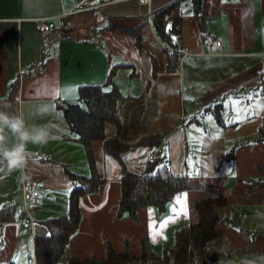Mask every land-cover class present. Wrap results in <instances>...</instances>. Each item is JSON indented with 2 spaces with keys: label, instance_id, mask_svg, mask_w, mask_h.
Returning <instances> with one entry per match:
<instances>
[{
  "label": "crops",
  "instance_id": "obj_1",
  "mask_svg": "<svg viewBox=\"0 0 264 264\" xmlns=\"http://www.w3.org/2000/svg\"><path fill=\"white\" fill-rule=\"evenodd\" d=\"M172 3H177L173 16L181 17L180 39L173 36L167 43L156 34L151 16ZM201 10L204 37L191 0H151L147 5L113 0L104 6L95 0L87 5L82 0H0V109L22 114L26 126L49 134L45 144H27L24 169L0 171L5 191L0 205H13L15 216L0 223V264L20 263L17 243L26 232L30 264H35L40 223L66 215L78 186L68 173L91 176L85 148L70 133L64 111L66 104L77 102L80 86L102 85L109 75L122 96L116 102L120 129L104 123V138L126 144L151 135L162 139L155 148L122 153V164L139 173L154 154L155 161L167 160L188 188L173 197L164 213L142 207L136 220L119 218L120 162L104 153L102 140L91 141L102 182L95 192L79 197L80 221L61 264L69 258L102 260L106 244L116 253L128 250L139 257L142 239L160 254L173 243L175 231L197 221L193 204L214 191L224 195L225 204L214 208L221 219L215 226L218 235L201 264H264V172L259 171L264 142H252L264 124V0H202ZM171 21L163 23L169 34ZM40 24L52 29L41 32ZM141 24L137 47L126 30ZM171 53L180 55L179 69L169 73L166 55ZM0 135L9 147L18 142L8 129ZM27 180L38 181L41 189L26 205L31 228L22 225ZM157 231L162 235L154 237Z\"/></svg>",
  "mask_w": 264,
  "mask_h": 264
},
{
  "label": "trees",
  "instance_id": "obj_2",
  "mask_svg": "<svg viewBox=\"0 0 264 264\" xmlns=\"http://www.w3.org/2000/svg\"><path fill=\"white\" fill-rule=\"evenodd\" d=\"M193 18L197 23L202 37L205 34L202 16V0H191ZM177 3H172L155 11L152 16L153 28L158 37L167 43L175 36L180 39L181 17L173 13ZM172 17L170 34L163 28L166 19ZM144 24V23H143ZM141 27L126 30L133 38L137 47L141 45ZM180 55L171 53L166 55V69L169 73L179 69ZM122 96L112 81L111 76L102 85H83L78 89V98L75 103L66 104L64 117L70 133L81 143L86 151L88 164L91 169L90 177H83L68 173L70 180L78 185L71 193L66 215L48 219L40 223V232L34 237V262L35 264H61L60 260L71 235L77 229L80 221L79 197L85 193L95 192L102 180L95 173L94 160L90 148L93 140L103 141L105 154L113 156L120 162V199L117 207L119 218L128 216L136 220V211L142 207H153L159 213H164L173 197L184 190L188 185L184 177L174 175L163 158L148 162L144 170L139 173L128 171L121 162V154L137 147L155 148L160 145L161 137L151 135L142 137L137 142L126 144L116 137L104 138L103 125L111 122L117 131L120 129L116 114V102ZM216 107V118H220L219 109ZM253 143L264 142V124L259 129V134ZM264 172V165L259 167ZM264 184V182H263ZM214 196L206 197L193 204L197 221L186 228L178 229L173 234V243L165 247L162 253H156L146 239L140 241L141 253L139 257L133 256L128 250L125 253H116L109 244L105 245L106 256L102 260L91 258L80 260L69 258L65 264H121L139 261L148 264L152 261H162L182 264H201L211 255V241L217 237L215 226L221 219L215 214L214 208L225 204L224 195L214 191ZM15 218L13 205H0V223L11 222Z\"/></svg>",
  "mask_w": 264,
  "mask_h": 264
},
{
  "label": "clouds",
  "instance_id": "obj_3",
  "mask_svg": "<svg viewBox=\"0 0 264 264\" xmlns=\"http://www.w3.org/2000/svg\"><path fill=\"white\" fill-rule=\"evenodd\" d=\"M8 107L4 105L5 109ZM4 129H8L18 141L9 147L5 143L6 138L0 135V171L6 169L9 173L26 167L30 155L26 150L28 143L42 145L47 143L49 138L45 128L26 126L22 114L0 109V131ZM245 264H254V262L246 261Z\"/></svg>",
  "mask_w": 264,
  "mask_h": 264
},
{
  "label": "built area",
  "instance_id": "obj_4",
  "mask_svg": "<svg viewBox=\"0 0 264 264\" xmlns=\"http://www.w3.org/2000/svg\"><path fill=\"white\" fill-rule=\"evenodd\" d=\"M95 1L98 2L99 6H101V5H106V4L111 3L113 0H95ZM137 1L142 5H147V4H149V2L151 0H137ZM82 3L84 5H87L88 0H82ZM38 28L41 32H45V31L52 29V26L46 25V24H40L38 26ZM153 161H154L153 157L150 155L149 156V162L151 163ZM40 193H41V189H40V185H39L38 181L27 180L22 185L23 211L25 214V219L22 222V225L25 228H31V225H32V220L30 218V215L28 213L26 205L30 200L37 199L40 196Z\"/></svg>",
  "mask_w": 264,
  "mask_h": 264
},
{
  "label": "rangeland",
  "instance_id": "obj_5",
  "mask_svg": "<svg viewBox=\"0 0 264 264\" xmlns=\"http://www.w3.org/2000/svg\"><path fill=\"white\" fill-rule=\"evenodd\" d=\"M107 5V4H106ZM104 6V5H101ZM191 9V6H189ZM214 117V116H212ZM153 157V160L155 161L156 157L155 155H151ZM153 161V162H154ZM5 191L4 189L0 188V198H3L2 196L4 195ZM5 197V195H4ZM28 204V203H27ZM18 207L20 206L19 204L17 205ZM17 207V208H18ZM17 248L18 250V261H20L19 264H30V255H31V246H30V236L29 233H25L22 239L17 243Z\"/></svg>",
  "mask_w": 264,
  "mask_h": 264
},
{
  "label": "snow or ice",
  "instance_id": "obj_6",
  "mask_svg": "<svg viewBox=\"0 0 264 264\" xmlns=\"http://www.w3.org/2000/svg\"><path fill=\"white\" fill-rule=\"evenodd\" d=\"M180 201V198H178V202ZM179 214V213H178ZM167 223V221L165 220V221H163L162 223H161V225H160V228H163L164 226H165V224ZM156 235H162L160 232H154V237L156 236Z\"/></svg>",
  "mask_w": 264,
  "mask_h": 264
},
{
  "label": "water",
  "instance_id": "obj_7",
  "mask_svg": "<svg viewBox=\"0 0 264 264\" xmlns=\"http://www.w3.org/2000/svg\"><path fill=\"white\" fill-rule=\"evenodd\" d=\"M65 112H66V110H65Z\"/></svg>",
  "mask_w": 264,
  "mask_h": 264
}]
</instances>
